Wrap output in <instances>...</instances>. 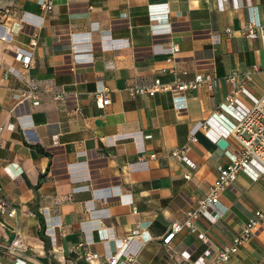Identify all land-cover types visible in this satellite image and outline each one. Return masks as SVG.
<instances>
[{
	"label": "crops",
	"instance_id": "crops-1",
	"mask_svg": "<svg viewBox=\"0 0 264 264\" xmlns=\"http://www.w3.org/2000/svg\"><path fill=\"white\" fill-rule=\"evenodd\" d=\"M46 1L49 11L41 0H0V264H110L118 253V264H213L264 206V174L240 171L194 232L164 238L237 148L231 136L225 148L214 141L232 120L220 109L235 88L228 77H251L236 90L241 105L264 92L261 41L244 32L252 15L264 21V0ZM34 32L24 69L16 53ZM197 73L213 86L173 88ZM155 79L172 88L131 92ZM31 85L38 103L18 102ZM103 87L110 103L98 107ZM185 144L189 161L172 154ZM134 228L141 234L120 245ZM226 264H264V223Z\"/></svg>",
	"mask_w": 264,
	"mask_h": 264
},
{
	"label": "built area",
	"instance_id": "built-area-1",
	"mask_svg": "<svg viewBox=\"0 0 264 264\" xmlns=\"http://www.w3.org/2000/svg\"><path fill=\"white\" fill-rule=\"evenodd\" d=\"M220 6L223 0H218ZM41 5L46 9H51V2L46 0H41ZM245 35L250 39L259 38L261 41L262 50L264 52V21H262L256 14L252 15L244 26ZM37 32H34L29 40V48L25 52L20 51L16 53V57L21 62L24 69H28L32 61V49L37 44ZM4 38V37H3ZM177 49L176 45L170 48L171 52ZM13 69L10 68L9 71ZM17 75L21 74L15 71ZM238 74L233 72L228 79L230 81L236 82L235 88L226 96L225 101L220 104V109L227 112L232 120H229L228 129L225 130L223 136L220 138H225L231 136L237 143V148L235 152H230V161L225 166L218 167V173L212 182L207 194L197 201L196 207L187 211L186 218L182 223L173 224L172 231L164 238L165 242L173 236V234L181 229L183 226L188 227L192 232L196 230L194 225V220L200 215L206 214L209 210H213L219 202L221 193L231 186L240 171L248 174L252 179H258L264 174V92L253 100L251 106H244L239 104L237 98L235 97L236 90L242 88L243 80L250 79L251 77L246 74L244 79L237 83ZM214 84L213 77L210 74L197 73L194 78L187 82H179L176 88L178 91H182L189 87H201L206 85L212 87ZM172 87L161 82L159 79H155L153 84L146 87L135 86L131 88L132 93H146L150 96L154 95L155 92L160 90L171 89ZM14 97L18 102L31 101L33 104L38 103V92L35 86L31 85L28 89L18 90L15 92ZM56 98H63L62 94H56ZM96 105L98 107H104L106 104L110 103V97L107 93L105 87L100 88L96 91ZM210 119L205 122H200L197 128L206 126L209 124ZM208 132V131H207ZM219 138H214L217 142ZM226 139V138H225ZM190 140H196L194 134L190 136ZM189 149V145L185 144L180 147L173 149L172 154L179 158L189 161L186 157V152ZM188 178L189 175H186ZM0 208L4 210L3 204H0ZM10 211L9 214H12ZM264 223V206L256 209L252 215L247 219V221L242 225L238 234H236L232 241L224 245L215 255L213 264H226L231 255L238 250V247L246 243L253 236L254 230ZM136 234H141L138 228H134L131 234L120 242V245L124 246L130 238ZM204 237L203 234H199ZM19 240L15 239L12 245L8 246L7 249L14 251L15 246H19ZM87 260H94L98 257L96 252L87 251L85 253ZM120 253L115 255H110L108 261L110 264H118L120 261ZM127 263L133 261L132 256H127Z\"/></svg>",
	"mask_w": 264,
	"mask_h": 264
},
{
	"label": "water",
	"instance_id": "water-1",
	"mask_svg": "<svg viewBox=\"0 0 264 264\" xmlns=\"http://www.w3.org/2000/svg\"><path fill=\"white\" fill-rule=\"evenodd\" d=\"M16 28V26H15ZM228 142L225 138H219L217 141V145L221 148H225L227 146ZM120 264H127L126 262H120Z\"/></svg>",
	"mask_w": 264,
	"mask_h": 264
}]
</instances>
